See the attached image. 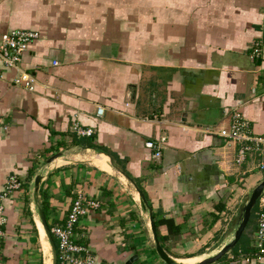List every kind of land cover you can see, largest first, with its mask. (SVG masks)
Segmentation results:
<instances>
[{
	"label": "crops",
	"instance_id": "0c3cea01",
	"mask_svg": "<svg viewBox=\"0 0 264 264\" xmlns=\"http://www.w3.org/2000/svg\"><path fill=\"white\" fill-rule=\"evenodd\" d=\"M15 28L39 37L14 66L0 62V188L11 174L22 181L2 202L0 264H52L38 209L50 231L78 189L99 203L72 237L94 264H165L148 208L177 262L233 239L261 159L237 165L238 144L218 132L238 111L264 135V52L252 54L264 0H0V41ZM21 73L32 90L14 83ZM256 225L212 264H249Z\"/></svg>",
	"mask_w": 264,
	"mask_h": 264
},
{
	"label": "built area",
	"instance_id": "2783aa9c",
	"mask_svg": "<svg viewBox=\"0 0 264 264\" xmlns=\"http://www.w3.org/2000/svg\"><path fill=\"white\" fill-rule=\"evenodd\" d=\"M39 37V33L31 29L15 28L1 35L0 41V62L5 67L14 66L19 60L23 52L29 45ZM260 51L264 52V46L260 43L253 45L252 54L259 56ZM14 83L32 90L34 78L29 74L21 73L14 79ZM102 110H97L101 114ZM78 135H90L92 130L89 128L74 127ZM218 134L225 140L236 142L237 148L234 157V162L237 165L242 164L249 153L256 154L260 157V162L257 164L259 170H264V135H254L249 129V123L238 111H233L230 116V122L227 127L221 128ZM144 145L147 148L153 149L155 144L152 141H146ZM154 156H158L159 152H155ZM21 179L11 174L7 176L4 185L0 188V212L2 211V202L10 193L16 191L21 186ZM98 202L95 200H87L84 192L80 189L76 191L75 199L73 200L66 219L63 223L54 225L50 232L56 238L58 244L57 264H94V258L89 254L88 250L76 244L72 237L75 227L78 224L79 218L87 208L98 207ZM264 204V191L258 199V205L262 207ZM0 217V223H1ZM254 252L243 256L246 263L260 260L264 256V212H260L257 217V225L253 234Z\"/></svg>",
	"mask_w": 264,
	"mask_h": 264
},
{
	"label": "water",
	"instance_id": "95a60500",
	"mask_svg": "<svg viewBox=\"0 0 264 264\" xmlns=\"http://www.w3.org/2000/svg\"><path fill=\"white\" fill-rule=\"evenodd\" d=\"M60 154H57L56 156H53L49 161H52L55 157L59 156ZM41 175H37L34 179V186H35V191H37L38 185L41 181ZM264 191V177L260 180V182L251 190V192L249 193V195L247 196V199L245 201V203L242 205V207L240 208V215H239V222H238V226L234 232V237L233 239L228 242L227 244H225L224 246H222V248L216 252L215 254H213L212 256H209L203 260H201L200 262L194 263V264H212L216 261H218L219 259H221L228 251H230L239 241L240 237L242 236V233L245 230V227L249 221L250 215H251V210L254 207V205L256 204L257 200L259 199V197L261 196L262 192ZM140 197H141V206L143 209L148 208L146 205V201L144 200V197L142 195L141 192H139ZM149 211V219H150V224H151V230H152V234H153V240H154V244H155V250L156 253L158 254L159 258L165 263V264H184V263H180L175 261L172 257H170L165 251L164 249L161 247L159 240L157 238V234H156V230H155V225L151 216V211L150 208H148ZM38 215L41 221V224L43 226V229L45 231L46 237L50 243L51 246V250H52V264H56V250H55V246L53 244V240H52V236L50 234L48 225L45 221V217L43 214V211L41 209H38Z\"/></svg>",
	"mask_w": 264,
	"mask_h": 264
},
{
	"label": "trees",
	"instance_id": "16d2710c",
	"mask_svg": "<svg viewBox=\"0 0 264 264\" xmlns=\"http://www.w3.org/2000/svg\"><path fill=\"white\" fill-rule=\"evenodd\" d=\"M41 207L44 209V205L41 206ZM43 212H44V210H43ZM260 212H264V204H263L262 207H260V206L258 205V200H257L256 204L254 205V207H253L252 210H251V215H250L249 221H248V223H247V225H246V228H248L249 226H251V225H253V224H255V223L257 222V217H258V214H259ZM162 221H163V222H167V220H162ZM245 235H246V231H244V232L242 233V236L240 237L239 241H238L237 244L231 249V251L236 250V249L238 248V246H240L239 243H241V241L243 240V238H244ZM52 238H53V237H52ZM53 243H54V245H55V249H57V243L55 242L54 238H53ZM247 250H248V251H247ZM250 251H251V252L253 251V246H252L251 248H247V249H246L247 254H248V252H250ZM247 254H246V255H247Z\"/></svg>",
	"mask_w": 264,
	"mask_h": 264
},
{
	"label": "rangeland",
	"instance_id": "374dc122",
	"mask_svg": "<svg viewBox=\"0 0 264 264\" xmlns=\"http://www.w3.org/2000/svg\"><path fill=\"white\" fill-rule=\"evenodd\" d=\"M251 155H252V153H249V154H248L249 157H250ZM261 171H262V172H261ZM258 173L260 174L261 177H264V170H260ZM240 244H242V241H241V243H239V245H240ZM48 260H49V258H47V260H46V263H47V264H49V261H48Z\"/></svg>",
	"mask_w": 264,
	"mask_h": 264
},
{
	"label": "bare ground",
	"instance_id": "6f19581e",
	"mask_svg": "<svg viewBox=\"0 0 264 264\" xmlns=\"http://www.w3.org/2000/svg\"><path fill=\"white\" fill-rule=\"evenodd\" d=\"M181 263V262H180Z\"/></svg>",
	"mask_w": 264,
	"mask_h": 264
}]
</instances>
